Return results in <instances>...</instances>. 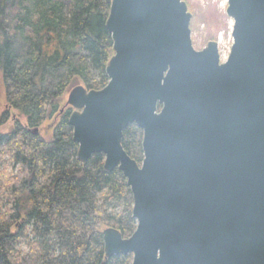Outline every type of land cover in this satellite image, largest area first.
I'll return each instance as SVG.
<instances>
[{"label": "water", "instance_id": "obj_1", "mask_svg": "<svg viewBox=\"0 0 264 264\" xmlns=\"http://www.w3.org/2000/svg\"><path fill=\"white\" fill-rule=\"evenodd\" d=\"M227 15L221 62L216 42L195 50L184 0L111 2L109 83L66 105L78 160L103 154L134 198L137 229L103 231L104 264H264V0H228ZM133 124L141 164L123 147Z\"/></svg>", "mask_w": 264, "mask_h": 264}, {"label": "trees", "instance_id": "obj_2", "mask_svg": "<svg viewBox=\"0 0 264 264\" xmlns=\"http://www.w3.org/2000/svg\"><path fill=\"white\" fill-rule=\"evenodd\" d=\"M111 2L0 0V76L8 105L0 126L11 109L26 118V126L17 122L12 133H0V264H104V229H117L124 239L137 229L127 179L119 169L105 171L103 154L86 164L78 160L73 109L61 106L77 86L91 91L109 83ZM55 118L49 139L35 133ZM142 142L137 125L125 130L123 147L140 164ZM25 239L27 252L20 249ZM132 262L133 255H120L106 264Z\"/></svg>", "mask_w": 264, "mask_h": 264}, {"label": "rangeland", "instance_id": "obj_3", "mask_svg": "<svg viewBox=\"0 0 264 264\" xmlns=\"http://www.w3.org/2000/svg\"><path fill=\"white\" fill-rule=\"evenodd\" d=\"M188 5V10L192 14L190 24L191 37L195 50L202 51L209 42H216L219 46L221 62H226L233 46V25L234 22L227 15L228 0H184ZM16 7L10 5L9 11L14 12ZM68 94L62 99V108H67ZM8 109L6 101L5 87L0 76V118ZM62 109V110H63ZM19 122L26 126V118L16 110L11 109L10 119L0 126V133L7 135L15 129ZM58 122V118L46 122L38 131L44 138L49 139L53 129ZM105 230V229H104ZM29 241L23 240L21 250L28 251Z\"/></svg>", "mask_w": 264, "mask_h": 264}]
</instances>
